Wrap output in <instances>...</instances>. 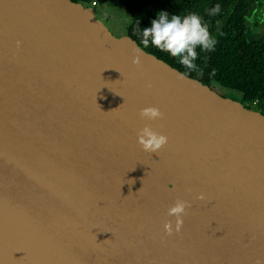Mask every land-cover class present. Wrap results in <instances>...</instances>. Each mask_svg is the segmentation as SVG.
Segmentation results:
<instances>
[{"label": "water", "instance_id": "obj_1", "mask_svg": "<svg viewBox=\"0 0 264 264\" xmlns=\"http://www.w3.org/2000/svg\"><path fill=\"white\" fill-rule=\"evenodd\" d=\"M149 106L162 118H142ZM145 125L168 138L157 152L138 143ZM177 198L191 206L168 235ZM257 260L264 113L80 1L0 0V264Z\"/></svg>", "mask_w": 264, "mask_h": 264}, {"label": "trees", "instance_id": "obj_2", "mask_svg": "<svg viewBox=\"0 0 264 264\" xmlns=\"http://www.w3.org/2000/svg\"><path fill=\"white\" fill-rule=\"evenodd\" d=\"M121 1L135 7L127 33L141 48L185 74L214 86L215 91L221 90L223 96L246 106H255L264 113V32H259V26L264 22V0ZM216 5L220 6V11L213 15L211 10ZM161 12L168 13L169 19L172 15L184 17L195 13L207 25L215 45L211 50L196 48V70L180 64L179 57L151 44L148 48L141 44L143 29L151 27ZM230 93H236V96Z\"/></svg>", "mask_w": 264, "mask_h": 264}, {"label": "clouds", "instance_id": "obj_3", "mask_svg": "<svg viewBox=\"0 0 264 264\" xmlns=\"http://www.w3.org/2000/svg\"><path fill=\"white\" fill-rule=\"evenodd\" d=\"M219 11L220 6L216 5L211 13L214 15ZM141 44L144 48H148L151 44L163 52L170 53L173 57H179L180 64L194 71L197 68L195 61L198 59L196 48L199 46L202 50H211L215 45V39L199 15L195 13L184 17L172 15L169 19L168 13L161 12L158 14V18L152 21L151 27L143 29ZM133 52L136 53L133 63L139 64L140 50L134 47ZM178 78L182 77L178 74ZM140 116L148 120H155L162 118L163 113L159 108L149 106L140 110ZM137 138L143 149L149 152H157L167 143L168 139L167 136L154 131L148 125L138 131ZM197 198L202 200L204 195L201 193ZM190 206L189 201L177 198L175 203L168 208L167 216L175 217V229L171 220L166 221L164 224L166 234L172 235L173 231H180L183 214ZM257 264H261V261L257 260Z\"/></svg>", "mask_w": 264, "mask_h": 264}, {"label": "rangeland", "instance_id": "obj_4", "mask_svg": "<svg viewBox=\"0 0 264 264\" xmlns=\"http://www.w3.org/2000/svg\"><path fill=\"white\" fill-rule=\"evenodd\" d=\"M94 1H96L94 5L91 3L92 0H81L80 2L91 7L95 15L103 21L113 35L119 36L127 33V28L132 21L135 7L124 4L119 0ZM260 31L264 32L263 21L259 26V32ZM211 87L215 88L214 86ZM216 90L221 92L219 89ZM229 95L236 96V93H230Z\"/></svg>", "mask_w": 264, "mask_h": 264}, {"label": "flooded vegetation", "instance_id": "obj_5", "mask_svg": "<svg viewBox=\"0 0 264 264\" xmlns=\"http://www.w3.org/2000/svg\"><path fill=\"white\" fill-rule=\"evenodd\" d=\"M78 1H81V0H78ZM120 2H122L121 0H119ZM96 1L92 0V4L94 5ZM123 3V2H122ZM125 4V3H124ZM133 19V18H132ZM129 26V25H128ZM220 93V92H219ZM221 94V93H220ZM222 95V94H221Z\"/></svg>", "mask_w": 264, "mask_h": 264}]
</instances>
